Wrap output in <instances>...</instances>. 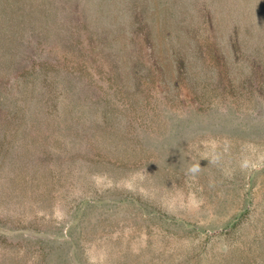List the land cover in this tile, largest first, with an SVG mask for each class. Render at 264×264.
I'll list each match as a JSON object with an SVG mask.
<instances>
[{"label": "rangeland", "instance_id": "374dc122", "mask_svg": "<svg viewBox=\"0 0 264 264\" xmlns=\"http://www.w3.org/2000/svg\"><path fill=\"white\" fill-rule=\"evenodd\" d=\"M136 1L147 43L120 57L123 40L109 42L117 71L88 66L73 86L104 92L75 130L107 123L110 133H97L95 149H55L71 150L61 178L37 166L24 136L1 149L0 264H264V0ZM125 2L112 30L129 25ZM135 54L140 72L162 69L147 100L129 73ZM9 84L1 117L31 132L48 108L16 100ZM127 127L139 135L127 139ZM19 214L29 232L14 231Z\"/></svg>", "mask_w": 264, "mask_h": 264}, {"label": "trees", "instance_id": "16d2710c", "mask_svg": "<svg viewBox=\"0 0 264 264\" xmlns=\"http://www.w3.org/2000/svg\"><path fill=\"white\" fill-rule=\"evenodd\" d=\"M125 1L118 12H128L129 25L124 30H112L111 21L116 17L119 0H0V93L10 87L9 82L12 80L15 83L16 100L28 94L36 102L40 100L43 108H48L47 118L41 119L38 114V126L30 127L32 134L23 130L27 120L21 121L13 130L10 111L1 117V107H5L6 99L0 94V153L1 149H12L11 142L16 135L24 136V149H34L37 166L51 178H61V171L71 157V150L54 154L55 149H75L81 142L85 148L95 149L94 141L99 140L97 133H110L107 123L105 128L102 123H94V126L86 129L80 126L75 130L74 125L81 122L91 107L94 108L93 104L104 96V92L95 88L90 90L88 96L82 91V83L80 94L73 86H78L88 66L92 70L95 67L100 74L105 70L113 74L118 69L121 56L127 55L131 49L140 50V42L147 43L149 40L151 32L143 21L137 1ZM127 32L128 35L124 36ZM166 34L169 37L172 32L169 30ZM120 38L123 40L119 44L121 55L117 57L112 49L107 51V45ZM141 57L135 54L130 67L129 54L128 68L136 81L138 95L147 100V91L150 92L154 83L161 89L162 69L153 62L155 68L152 66L140 72ZM110 107L111 103L107 104L103 113L99 111L100 114H110ZM141 107L146 108L147 117L153 112L150 100L142 103ZM127 109L133 114L136 111L134 105ZM150 122L147 126H150ZM110 126L114 127L112 122ZM28 135L31 137L27 139ZM138 135L130 127L123 132L127 139ZM104 142L105 138L102 144ZM89 154L92 157L100 156L94 151ZM55 156L54 161L60 167L58 171L54 165H50ZM84 193L87 196L83 192L82 198L87 200ZM32 224L30 217L19 214L14 221V231L29 232ZM0 227L2 229L3 225Z\"/></svg>", "mask_w": 264, "mask_h": 264}]
</instances>
